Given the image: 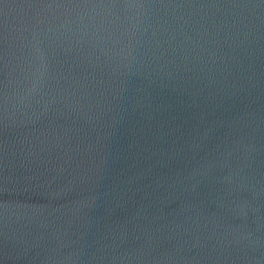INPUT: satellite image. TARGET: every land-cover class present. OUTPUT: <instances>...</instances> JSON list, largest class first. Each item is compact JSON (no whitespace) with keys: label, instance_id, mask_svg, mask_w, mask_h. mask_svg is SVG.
Instances as JSON below:
<instances>
[{"label":"water","instance_id":"obj_1","mask_svg":"<svg viewBox=\"0 0 264 264\" xmlns=\"http://www.w3.org/2000/svg\"><path fill=\"white\" fill-rule=\"evenodd\" d=\"M0 264H264V0H0Z\"/></svg>","mask_w":264,"mask_h":264}]
</instances>
